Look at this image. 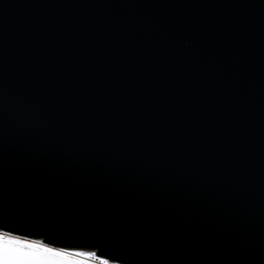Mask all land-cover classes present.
I'll return each mask as SVG.
<instances>
[{
	"label": "water",
	"instance_id": "1",
	"mask_svg": "<svg viewBox=\"0 0 264 264\" xmlns=\"http://www.w3.org/2000/svg\"><path fill=\"white\" fill-rule=\"evenodd\" d=\"M0 221L264 264V0H0Z\"/></svg>",
	"mask_w": 264,
	"mask_h": 264
},
{
	"label": "snow or ice",
	"instance_id": "2",
	"mask_svg": "<svg viewBox=\"0 0 264 264\" xmlns=\"http://www.w3.org/2000/svg\"><path fill=\"white\" fill-rule=\"evenodd\" d=\"M0 221V264H56L65 254H76L94 258L98 264H118V258L100 250H85L82 247H55L43 239H31L29 235H18V230H5Z\"/></svg>",
	"mask_w": 264,
	"mask_h": 264
},
{
	"label": "clouds",
	"instance_id": "3",
	"mask_svg": "<svg viewBox=\"0 0 264 264\" xmlns=\"http://www.w3.org/2000/svg\"><path fill=\"white\" fill-rule=\"evenodd\" d=\"M56 264H98V262L91 257H84L76 254H65V256L56 261Z\"/></svg>",
	"mask_w": 264,
	"mask_h": 264
}]
</instances>
